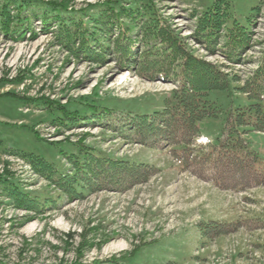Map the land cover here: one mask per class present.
Returning a JSON list of instances; mask_svg holds the SVG:
<instances>
[{
    "label": "rangeland",
    "instance_id": "374dc122",
    "mask_svg": "<svg viewBox=\"0 0 264 264\" xmlns=\"http://www.w3.org/2000/svg\"><path fill=\"white\" fill-rule=\"evenodd\" d=\"M54 1L79 9L105 0ZM227 1L231 4L228 26L235 17L250 32L239 63L208 54L191 37L213 0H153L166 21L187 38L198 58L243 80L263 55L264 0ZM33 26L36 31L42 27L35 19ZM16 78L23 82L5 84L0 94L12 92L64 104L97 90L116 112V119L96 118L67 130L53 124L49 110L36 103L0 97V180L8 177L32 196L53 200L37 212L17 208L6 198L0 181V264H264V185L242 189L247 193L243 201H235L236 194L213 184L217 175L212 168L214 150L232 153L230 149L237 146L242 148H238L241 157L249 154L264 162V134L250 130V125L239 127L232 117L248 103L246 95L236 89L243 81L209 93L218 117L202 121L201 135L193 145L194 165L184 170L172 157L171 150L176 147H145L125 137L120 122L129 111L162 110L163 99L174 83L142 79L133 71L118 68L112 57L103 63L76 57L52 34L32 40L27 33L16 42L0 32V83ZM204 136L209 141L199 143ZM78 141L105 157L145 163L157 172L129 189L103 188L70 200L34 169L30 159L43 158L57 171L69 172L72 164L68 156L79 153ZM177 149L181 153L182 148ZM217 218L240 221L242 227L226 238L216 237L211 250L204 224ZM31 225L35 229L29 232ZM120 241L125 248L106 250Z\"/></svg>",
    "mask_w": 264,
    "mask_h": 264
},
{
    "label": "trees",
    "instance_id": "16d2710c",
    "mask_svg": "<svg viewBox=\"0 0 264 264\" xmlns=\"http://www.w3.org/2000/svg\"><path fill=\"white\" fill-rule=\"evenodd\" d=\"M230 11V1L213 0L198 19L191 37L208 54H219L230 63H239L249 44L250 32L235 17L228 26ZM34 19L40 21L41 30H35ZM0 32L16 42L23 40L27 33L32 40L40 34H52L62 48L76 57L102 63L112 57L118 68L133 71L142 79L174 83L175 87L163 99L162 110L129 111L120 122L122 134L145 147H176L171 150L172 157L184 170L194 165L193 145L201 135L202 121L218 117V108L209 100V93L227 90L233 81H243V86L236 89L248 101L246 106L236 109L233 119L239 127L250 125V130L264 134V51L258 66L246 79L231 77L221 66L198 58L187 38L166 21L153 0H105L79 9L54 0H0ZM22 82L18 78L7 80L0 87ZM1 96L24 104L36 103L49 110L52 123L62 129L71 130L83 121L96 118L112 122L116 119V112L99 97L97 90L64 104L44 97H19L12 92ZM78 144L81 145L79 153L68 156L72 164L69 172L57 171L43 158L30 159L34 169L50 185L64 191L70 200L103 188L129 189L146 182L157 172L145 163L120 161L105 157L92 147L85 149L87 145L83 141ZM177 147L182 148L181 153ZM238 148H228L232 153L227 149L213 151L216 159L212 168L217 172L213 182L222 190L263 186L264 162L249 154L241 157ZM0 181L6 198L17 208L37 212L53 202L49 197L32 196L8 177ZM204 225L209 239L234 233L242 227L241 222L210 221Z\"/></svg>",
    "mask_w": 264,
    "mask_h": 264
},
{
    "label": "bare ground",
    "instance_id": "6f19581e",
    "mask_svg": "<svg viewBox=\"0 0 264 264\" xmlns=\"http://www.w3.org/2000/svg\"><path fill=\"white\" fill-rule=\"evenodd\" d=\"M201 141H205V140L203 139ZM27 229H29V232H30V231L34 230L35 227H34V225H31ZM125 247H126V245L124 244V242L120 241L116 245L113 244V245L109 246L106 250H111V249H115V248L123 249Z\"/></svg>",
    "mask_w": 264,
    "mask_h": 264
},
{
    "label": "crops",
    "instance_id": "0c3cea01",
    "mask_svg": "<svg viewBox=\"0 0 264 264\" xmlns=\"http://www.w3.org/2000/svg\"><path fill=\"white\" fill-rule=\"evenodd\" d=\"M255 189H257V188H255ZM225 192H227L228 190H224ZM220 219V218H219ZM218 218H217V221L219 220ZM221 220V219H220ZM224 222H229V221H227V220H225V219H222ZM222 221V222H223ZM238 232V231H237ZM230 235V234H229ZM229 235H221V236H218L217 238H226V237H228ZM217 238H215V239H217ZM205 259V258H204Z\"/></svg>",
    "mask_w": 264,
    "mask_h": 264
}]
</instances>
